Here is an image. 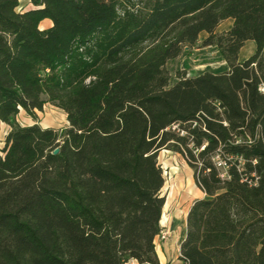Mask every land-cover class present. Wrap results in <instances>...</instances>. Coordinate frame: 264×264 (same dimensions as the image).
<instances>
[{
	"label": "trees",
	"instance_id": "obj_1",
	"mask_svg": "<svg viewBox=\"0 0 264 264\" xmlns=\"http://www.w3.org/2000/svg\"><path fill=\"white\" fill-rule=\"evenodd\" d=\"M28 2L0 0V264L158 263L162 148L205 194L181 264H264V0ZM202 31L227 69L170 84L166 63ZM45 103L68 126L15 120Z\"/></svg>",
	"mask_w": 264,
	"mask_h": 264
},
{
	"label": "rangeland",
	"instance_id": "obj_2",
	"mask_svg": "<svg viewBox=\"0 0 264 264\" xmlns=\"http://www.w3.org/2000/svg\"><path fill=\"white\" fill-rule=\"evenodd\" d=\"M28 3L27 0H20V7ZM47 23L48 21L44 20L41 25ZM205 36V32L200 33L194 47H184L177 57L168 60L165 67L171 77L170 84L177 80L176 75L179 72H184L188 76L204 71L217 73L227 69L225 61L214 45H202ZM35 113L36 116L32 117L20 108L15 120L21 125L38 123L42 127L55 129L68 126L66 113L51 103H45L43 109L41 111L36 109ZM9 128L6 123L0 125V149L4 145ZM216 159L218 161L220 158ZM157 161L164 177V184L160 190V195L164 197V205L159 221L161 229L154 238L155 250L157 257L160 255L164 261L162 263L176 264L179 259L180 242L186 231L187 211L195 199L202 198L205 194L195 181L193 168L180 153L162 148L157 153ZM162 234H165V238H161Z\"/></svg>",
	"mask_w": 264,
	"mask_h": 264
},
{
	"label": "crops",
	"instance_id": "obj_3",
	"mask_svg": "<svg viewBox=\"0 0 264 264\" xmlns=\"http://www.w3.org/2000/svg\"><path fill=\"white\" fill-rule=\"evenodd\" d=\"M232 24H233V19L232 18H227V19L223 20L222 22H220L216 26L215 32L227 31L228 29L231 28ZM202 32H205V31H202ZM202 32H200V33H202ZM206 36H207V33H206ZM255 48H256V44H255L254 40L248 39V40L244 41L243 45L240 47V49L238 51V60L239 61H243L244 59L249 57L251 54H253V52L255 51ZM162 254H163V258H165L164 253H162ZM158 258H159L161 263L164 262V261H162V258H160V255H158ZM167 264H169V263H167ZM171 264H173V262ZM176 264H181V261L179 259H177V263Z\"/></svg>",
	"mask_w": 264,
	"mask_h": 264
},
{
	"label": "built area",
	"instance_id": "obj_4",
	"mask_svg": "<svg viewBox=\"0 0 264 264\" xmlns=\"http://www.w3.org/2000/svg\"><path fill=\"white\" fill-rule=\"evenodd\" d=\"M217 165L225 167L226 163L224 161L218 160ZM221 175L223 176L224 172H222ZM249 182L253 183V184H256V179H254L252 181L250 180ZM161 238H165V234H162ZM122 264H167V263H161V262L151 263V262H146V261H140V260H138L135 257H128L122 262Z\"/></svg>",
	"mask_w": 264,
	"mask_h": 264
},
{
	"label": "water",
	"instance_id": "obj_5",
	"mask_svg": "<svg viewBox=\"0 0 264 264\" xmlns=\"http://www.w3.org/2000/svg\"><path fill=\"white\" fill-rule=\"evenodd\" d=\"M57 151H58V148H55L53 152L56 153Z\"/></svg>",
	"mask_w": 264,
	"mask_h": 264
}]
</instances>
